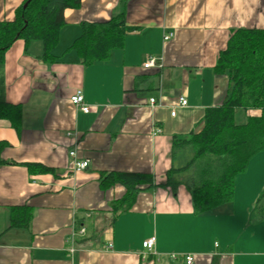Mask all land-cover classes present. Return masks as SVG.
I'll return each instance as SVG.
<instances>
[{
    "label": "crops",
    "instance_id": "1",
    "mask_svg": "<svg viewBox=\"0 0 264 264\" xmlns=\"http://www.w3.org/2000/svg\"><path fill=\"white\" fill-rule=\"evenodd\" d=\"M24 1L0 0V20L14 19ZM123 11L131 28L123 45L84 64L71 48L83 23ZM64 18L52 59L43 58L42 40L17 39L5 54V99L23 113L20 131L0 117V140L9 143L0 264H187V254L193 264H264V218L251 216L264 188V150L235 176L233 199L209 211L195 210L186 185H166L173 137L201 129L207 108L224 101L229 77L216 73L218 55L234 29L264 28V0H82ZM150 56L154 65L144 67ZM79 87L89 112L70 102ZM74 149L89 160L79 172ZM124 171L152 174L154 185L117 211L126 188L103 187L101 176ZM22 206L31 220L13 226V208ZM152 236L155 252H145Z\"/></svg>",
    "mask_w": 264,
    "mask_h": 264
},
{
    "label": "trees",
    "instance_id": "2",
    "mask_svg": "<svg viewBox=\"0 0 264 264\" xmlns=\"http://www.w3.org/2000/svg\"><path fill=\"white\" fill-rule=\"evenodd\" d=\"M81 3L82 0H25L17 8L14 19L0 20V117L7 119L17 131L21 130L23 112L20 104L5 99L6 51L17 39H24L26 44L42 40L43 58L52 59V50L65 21V9ZM124 14L123 11L108 20L83 23L82 33L71 48L84 64L105 61L114 48L123 45L125 34L131 29ZM215 71L229 77L226 97L221 104L207 108L201 129L173 137L172 165L167 171L166 185L185 184L197 212L231 201L235 176L246 169L254 154L264 150V28L234 29L218 55ZM238 109H260L261 113L247 115L244 122H237ZM8 145L6 140H0V166L8 162L2 156ZM29 165L33 169L50 170L39 164ZM153 179L149 173L103 172L101 185L120 183L126 188L123 197L112 204L117 211H126L139 191L154 185ZM31 216L30 207H15L12 225H28ZM251 216L264 218V188Z\"/></svg>",
    "mask_w": 264,
    "mask_h": 264
},
{
    "label": "built area",
    "instance_id": "3",
    "mask_svg": "<svg viewBox=\"0 0 264 264\" xmlns=\"http://www.w3.org/2000/svg\"><path fill=\"white\" fill-rule=\"evenodd\" d=\"M174 34L169 32L165 35V40L170 39ZM155 63V58L150 56L147 61L144 63V67H150L153 66ZM180 104L185 105L187 104V99L184 98L183 96H181L179 98ZM70 102L73 106L78 107L80 109H82L84 112H89L90 111V106L87 105L84 101V93H83V89L82 88H76L75 91L70 95ZM150 103L152 105H154L156 103V98H151L150 99ZM172 114L175 115V111H172ZM70 134V132H69ZM70 155L72 157V166H73V170L75 172H79L82 171L84 169H86L89 165V160L87 159H81L78 157L77 155V151L71 150L70 151ZM82 231H84V228H82ZM155 236H152L146 240L143 241V247L145 248V252H155ZM107 248L112 249L113 248V244L109 243ZM172 258H176L177 255L176 254H171ZM184 259L186 261L187 264H193V262L195 261V257L193 254H187L186 256H184Z\"/></svg>",
    "mask_w": 264,
    "mask_h": 264
},
{
    "label": "rangeland",
    "instance_id": "4",
    "mask_svg": "<svg viewBox=\"0 0 264 264\" xmlns=\"http://www.w3.org/2000/svg\"><path fill=\"white\" fill-rule=\"evenodd\" d=\"M246 116H245V112L242 110V109H239L238 111H237V116H236V121L237 122H244L245 121V118ZM177 178H178V175H177ZM179 180H181L180 179V177H179ZM181 184V183H180ZM183 185H185V184H183Z\"/></svg>",
    "mask_w": 264,
    "mask_h": 264
},
{
    "label": "water",
    "instance_id": "5",
    "mask_svg": "<svg viewBox=\"0 0 264 264\" xmlns=\"http://www.w3.org/2000/svg\"><path fill=\"white\" fill-rule=\"evenodd\" d=\"M27 3H28V1L24 4V6H26L27 5Z\"/></svg>",
    "mask_w": 264,
    "mask_h": 264
}]
</instances>
